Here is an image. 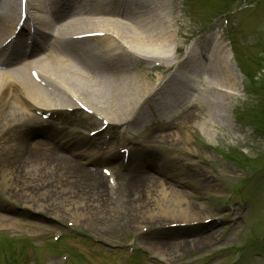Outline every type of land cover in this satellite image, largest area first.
<instances>
[{"label":"rangeland","instance_id":"1","mask_svg":"<svg viewBox=\"0 0 264 264\" xmlns=\"http://www.w3.org/2000/svg\"><path fill=\"white\" fill-rule=\"evenodd\" d=\"M74 1L68 2L75 7ZM170 3V0H164V5ZM250 5L252 4L245 0H181L179 21L184 27L182 31L184 35L181 38L183 44H189L191 49L186 56L176 57L179 58L177 65L163 70L166 71L162 74L165 76L164 80L151 90L144 102L136 105L134 115L126 123L125 133L129 144L126 143L132 151L139 139H144L148 145L155 144L154 140L144 137V133L148 132L153 122L159 119L168 122V125L162 128L168 135L157 140V145L164 147L158 152V156L162 151L175 150L176 154L182 156L179 159L185 166L184 170L193 173L196 181L192 184H182L164 168L157 167L153 158L149 160L146 157L137 163L136 154L133 159L129 158L125 165L120 166L121 170L115 171L117 175L121 174L118 175L120 180L118 178L117 180L118 185L122 186L145 171L163 185L152 197L159 200L160 192L182 196L187 202L194 204L195 211H199L194 217L218 214L228 222L225 221L224 225H215L214 228L203 225L159 229L156 223L172 220L171 216L167 212H161L150 221L147 216L149 211H142L141 217L137 220L131 218L130 221H124L118 216L112 222L108 220L103 222L95 220L93 216L85 219V210L80 213L70 202L55 200L51 209L47 206V209L36 213L33 209L40 208L41 202L51 203L52 199L48 200L46 192L52 187L57 188L56 183L49 184L50 181H46L40 175L35 176L38 179L36 192L43 193L42 198L37 197L42 200L33 201L31 205L22 203L26 202L23 199L12 202L18 213L22 214L20 216L6 213L0 205V236H12L0 237V264H151L147 261L146 254L149 255L148 259L152 264H264V259L259 254H264V172L260 177L255 175L264 166V141L257 136L256 131L254 134L250 133L249 127L245 124L250 121L260 125L264 130V69L261 68L262 63L264 64V0ZM219 6L227 9L225 12L227 22L219 43L223 50L220 56L223 57H219L217 53L214 55V50L210 49L216 27L223 25L218 14ZM32 12L36 13L37 10L32 7ZM128 12L135 15L138 8ZM229 34L232 36L230 42L226 40ZM37 39L36 50L43 46L44 51H47L48 45L44 47L47 38L40 35ZM201 42L204 43L202 47L198 46ZM189 72H192L189 74L190 82L194 84L188 96L192 92L198 93L201 88L207 91L206 95L210 98L215 96L220 98L218 96L223 95L225 104L221 109L218 108L219 114L212 102L201 94L197 96L199 103L195 107L187 108L185 99L180 97L182 93L178 87L186 84L185 74ZM256 77L262 78L259 89L254 87ZM250 88L253 90L250 91ZM145 91L144 93H147ZM258 103H261V107L257 106ZM191 112L194 114L189 117ZM65 115L66 119L71 121L67 123L72 125L71 129L74 128L72 131L78 135L81 130L85 131L74 120L82 117L81 110L66 111ZM177 126L182 129H177ZM200 126L212 128L213 131L208 130L203 134ZM176 129L179 130L176 132L186 134L188 140L173 139L171 132ZM150 131L151 137L158 133L156 128H151ZM25 135L27 143L41 137L38 133L28 131ZM175 143L179 151L176 147L174 150L170 149L176 146L173 145ZM179 143L187 144V148L192 150L180 148ZM109 144L116 145L114 142ZM74 148L69 147L67 151ZM185 151L193 153L187 155ZM123 172L125 174H122ZM123 175L126 177L124 182L121 180ZM77 184L83 186L82 182ZM181 188L185 189L186 195L180 193ZM190 195L196 196V199ZM131 196L132 194L127 199L129 207ZM92 200H98V196ZM108 200L113 202L114 199L108 195ZM154 201H149L150 209L155 208ZM8 202L11 203L9 199ZM111 202H108L110 206ZM21 205L28 208L20 207ZM96 208L86 210L91 212ZM46 215L59 217L62 223L73 221L71 232L61 227L68 235L64 238L67 244L63 241L64 235L58 240L40 241L48 238L54 228V223ZM78 217L80 219H77ZM109 225L113 226L110 228ZM141 226L147 230H142ZM200 229H203V232L210 230L211 237L199 238ZM131 232L135 234L133 247L137 252L133 257L125 259L126 243L123 242L128 240ZM87 234L119 246L108 248L92 243L88 240ZM15 237L30 239L25 238L26 247H22L21 242ZM158 243L165 244L166 249L163 251L158 249ZM155 249H158L161 255H154ZM233 249L240 250L235 260L231 258ZM97 252H101L99 261L96 259Z\"/></svg>","mask_w":264,"mask_h":264},{"label":"bare ground","instance_id":"2","mask_svg":"<svg viewBox=\"0 0 264 264\" xmlns=\"http://www.w3.org/2000/svg\"><path fill=\"white\" fill-rule=\"evenodd\" d=\"M76 1V8L71 13L69 9L72 5L64 0H28V6H33L38 11L33 15L35 34L40 33L47 38L44 47L48 45V49L46 52L34 54L35 58L32 61L28 59V62H23V66L15 65L0 71L1 193L13 202L23 199L26 202L22 203L31 205L33 201L42 200L37 198H42L43 193L36 192L38 179L35 177L41 175L46 181H50L49 184L56 183L57 188L52 187L49 192H46L48 200L52 199L51 203L41 202L42 206L34 209L45 210L48 207L51 209L55 200L70 202L78 212L85 210V219L93 216L95 220L103 222L105 220L112 222L118 216L124 221H130L131 218L137 220L141 217L142 211H149L147 216L150 221L161 212H167L171 216L172 220L160 223L200 219L201 217H194V214L199 212L193 209L194 204L187 202L182 196L160 192L159 200L152 197L163 185L145 171L139 173L138 177H133V180L120 191L116 186L104 189L103 185L89 179L91 176L89 171L68 157L73 152H64V148H58L50 139L54 136L57 140L75 145V142L79 140L74 134L69 132L61 134L58 129L49 126V119L43 121L35 113L37 110L48 111L51 117V113L56 112L57 116L61 108L71 106L67 95L61 90L66 89L94 114L96 113L97 119L101 116L102 119L119 122L127 118L133 103L138 96L142 95V91H145L153 74L148 72L143 79L137 74L135 76L126 74V69L130 68L126 64L132 63V60L125 61V56L130 53L134 59L142 57L146 61L149 60V63L152 61L157 63L156 60H163L166 65L171 63L172 54L166 45L171 44L172 41L181 43L183 41L181 37L184 35L183 23L179 21L177 13L181 0H171L170 5L169 3L164 5V0H123L112 5H110L111 0ZM14 4L15 0H0V38L8 30L13 31L12 23L8 24L6 21L15 12L12 9ZM136 7L138 12L135 15L128 12ZM86 31L101 32V35L82 36L78 39L70 37ZM102 36L107 39L95 43ZM22 37H24L23 33ZM71 42L79 43L75 48L86 55L89 62L80 56H74L72 59L65 56L66 50L73 51ZM203 44V42L198 43V46L202 47ZM117 49L121 52L115 55ZM217 50V55L223 57L220 56L222 47L218 46ZM21 57H24V54ZM10 62H16V60L12 59ZM31 62L38 73L48 81L45 85L50 87L52 86L50 83L54 84V91H45L29 77L28 73L26 74ZM108 62L114 65L116 73L104 69ZM147 68L151 69L152 66L147 65ZM192 72L185 74L186 84L178 87L182 93L180 97L185 99L187 108L195 107L199 103L197 96L200 94L207 97L202 91L192 92L188 96L194 84L190 82L189 74ZM207 98L216 109L223 104L222 97ZM30 107L35 112L30 111ZM193 114V112L189 113V117ZM153 123L150 126L152 129H158V133L151 137V128H149L148 132L144 133V137L154 140L155 144L148 145L144 139L136 141L137 145L131 151V154L137 155L136 162L146 157L149 160L153 158L155 163L162 162L164 164L162 168L178 182L185 185L194 183L195 175L180 167L179 162L173 160L167 153L158 156V152L164 147L158 146L157 140L166 138L168 135L162 131L168 122L162 119ZM200 130L203 134L208 130L213 131L212 128L203 126H200ZM26 131L38 133L41 137L27 143ZM171 133L173 139L180 138L179 141L186 139V134L181 135L176 131ZM97 143V138L91 142L92 145ZM81 152L82 150L75 149L74 154H82ZM93 152L97 153V151ZM77 182H82L83 186L80 187ZM108 193L116 196V202L108 200ZM130 194H132L131 207L127 203ZM97 196L98 200H92ZM2 200L0 202H3ZM151 200H155V208L150 209L148 205ZM108 202H111V206ZM4 206L12 211L16 210L14 205L5 203ZM88 208H96V210L90 212L86 210ZM200 233L199 238L211 237L209 231L200 230ZM157 248L163 251L166 246L158 243ZM158 249L153 250L154 255H161Z\"/></svg>","mask_w":264,"mask_h":264}]
</instances>
